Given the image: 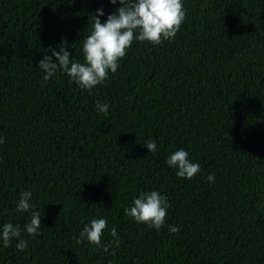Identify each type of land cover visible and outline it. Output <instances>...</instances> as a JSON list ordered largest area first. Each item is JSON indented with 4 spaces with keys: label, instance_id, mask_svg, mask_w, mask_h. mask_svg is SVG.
<instances>
[{
    "label": "trees",
    "instance_id": "obj_1",
    "mask_svg": "<svg viewBox=\"0 0 264 264\" xmlns=\"http://www.w3.org/2000/svg\"><path fill=\"white\" fill-rule=\"evenodd\" d=\"M182 3L173 39L134 41L86 91L61 70L45 81L39 61L63 45L83 63L97 10L103 23L122 5L0 0V231L18 225L27 241L0 240V264H264V0ZM180 149L200 165L192 179L166 163ZM24 191L35 236L16 210ZM149 191L167 198L159 230L124 211ZM99 218L108 252L76 242Z\"/></svg>",
    "mask_w": 264,
    "mask_h": 264
},
{
    "label": "clouds",
    "instance_id": "obj_2",
    "mask_svg": "<svg viewBox=\"0 0 264 264\" xmlns=\"http://www.w3.org/2000/svg\"><path fill=\"white\" fill-rule=\"evenodd\" d=\"M109 2L122 6L114 14L108 15L103 23L99 19L104 15L103 10H97L92 31L82 44L83 63L71 60L72 54L63 45L59 51L50 49L51 55H45L39 61V68L46 73L43 77L45 81L61 70L81 89L91 91L103 84L109 78L110 72L116 73L120 67L119 61L127 55L134 41L159 45L164 40H171L180 30L186 17L182 0H109ZM96 108L98 112L108 115L109 105L97 102ZM2 143L4 139L0 137V144ZM144 146L155 154L157 145L153 140L149 139ZM188 155L187 151L180 149L167 158V165L177 169L176 174L180 178L192 179L200 172V165L191 162ZM207 179L212 182L215 178L209 175ZM31 198L30 191L21 192L16 210L30 213V223L25 225L24 231L30 236H35L39 234L41 213L31 211L34 207L30 203ZM167 209V198L158 191H149L141 193L139 198L134 199L132 206L124 211L135 222L159 230L165 225ZM107 226L106 219H93L90 225H86L81 231L77 244L87 241L108 252V246L102 244ZM168 230L170 233L180 231L175 226H170ZM21 236L20 227L12 223H5L0 231V240L4 248L10 247L13 239H16L18 240L16 249L24 251L27 248V241ZM111 236L118 245L119 237L115 228L111 229Z\"/></svg>",
    "mask_w": 264,
    "mask_h": 264
}]
</instances>
